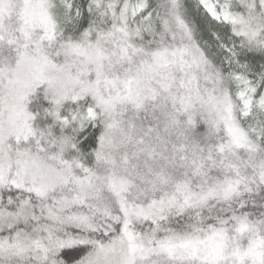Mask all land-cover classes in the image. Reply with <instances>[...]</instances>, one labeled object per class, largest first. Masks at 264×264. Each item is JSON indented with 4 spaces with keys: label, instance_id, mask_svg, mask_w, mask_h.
<instances>
[{
    "label": "snow or ice",
    "instance_id": "6c2138e0",
    "mask_svg": "<svg viewBox=\"0 0 264 264\" xmlns=\"http://www.w3.org/2000/svg\"><path fill=\"white\" fill-rule=\"evenodd\" d=\"M0 264H264V0H0Z\"/></svg>",
    "mask_w": 264,
    "mask_h": 264
}]
</instances>
